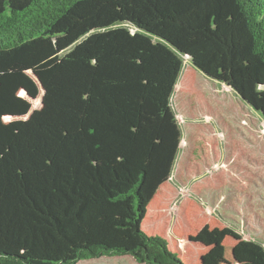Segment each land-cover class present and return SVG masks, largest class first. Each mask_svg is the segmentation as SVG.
Masks as SVG:
<instances>
[{"label": "trees", "instance_id": "16d2710c", "mask_svg": "<svg viewBox=\"0 0 264 264\" xmlns=\"http://www.w3.org/2000/svg\"><path fill=\"white\" fill-rule=\"evenodd\" d=\"M183 55L255 100L264 0H0V264H183L141 227L181 138ZM21 90L41 105L4 121Z\"/></svg>", "mask_w": 264, "mask_h": 264}, {"label": "rangeland", "instance_id": "374dc122", "mask_svg": "<svg viewBox=\"0 0 264 264\" xmlns=\"http://www.w3.org/2000/svg\"><path fill=\"white\" fill-rule=\"evenodd\" d=\"M261 80L246 88L256 99H245L183 58L169 100L181 131L179 146L170 177L146 205L141 224L148 235L164 238L183 264H264ZM176 85L181 88L172 99ZM21 91L17 97L26 98L28 107L4 115V121L26 118L41 105V96ZM76 264L142 263L120 255Z\"/></svg>", "mask_w": 264, "mask_h": 264}, {"label": "water", "instance_id": "95a60500", "mask_svg": "<svg viewBox=\"0 0 264 264\" xmlns=\"http://www.w3.org/2000/svg\"><path fill=\"white\" fill-rule=\"evenodd\" d=\"M183 58H190L188 55H183L182 56ZM194 66V65H193ZM195 67V66H194ZM196 68V67H195ZM197 69V68H196ZM199 70V69H198ZM200 71V70H199ZM202 74H203V76H205V77H208L204 72H202V71H200ZM208 78H210V77H208ZM211 79V78H210ZM38 84H39V86H40V89H41V92H43V88H42V86H41V84L39 83V81H38ZM224 84V83H223ZM229 87V86H228ZM232 89V88H231ZM233 90V89H232ZM234 91V90H233ZM22 92H23V94L25 95V96H27V94H26V92L24 91V90H22ZM235 93H236V91H234ZM238 94V93H237Z\"/></svg>", "mask_w": 264, "mask_h": 264}, {"label": "crops", "instance_id": "0c3cea01", "mask_svg": "<svg viewBox=\"0 0 264 264\" xmlns=\"http://www.w3.org/2000/svg\"><path fill=\"white\" fill-rule=\"evenodd\" d=\"M107 257V256H106Z\"/></svg>", "mask_w": 264, "mask_h": 264}]
</instances>
